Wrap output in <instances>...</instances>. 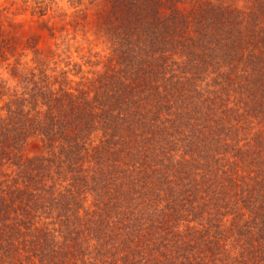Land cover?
I'll return each mask as SVG.
<instances>
[{
	"label": "trees",
	"instance_id": "16d2710c",
	"mask_svg": "<svg viewBox=\"0 0 264 264\" xmlns=\"http://www.w3.org/2000/svg\"><path fill=\"white\" fill-rule=\"evenodd\" d=\"M0 99V264H264V0H0Z\"/></svg>",
	"mask_w": 264,
	"mask_h": 264
},
{
	"label": "clouds",
	"instance_id": "9594fccd",
	"mask_svg": "<svg viewBox=\"0 0 264 264\" xmlns=\"http://www.w3.org/2000/svg\"><path fill=\"white\" fill-rule=\"evenodd\" d=\"M244 3H245V0H236V6L238 8H243L244 6ZM204 84V83H203ZM6 101H4L3 99H0V107H2V105L5 103ZM7 116V111L4 110V111H0V119H3V118H6ZM195 223V222H193ZM222 226V225H221ZM199 227V226H197ZM176 230V229H175ZM181 231H184V229L181 227L180 228ZM229 241H232V239L230 238ZM223 243V242H222ZM226 248H233L232 247V244L231 243H228L225 245ZM238 247V246H237ZM239 254V253H238Z\"/></svg>",
	"mask_w": 264,
	"mask_h": 264
},
{
	"label": "rangeland",
	"instance_id": "374dc122",
	"mask_svg": "<svg viewBox=\"0 0 264 264\" xmlns=\"http://www.w3.org/2000/svg\"><path fill=\"white\" fill-rule=\"evenodd\" d=\"M63 3H64V1H63ZM73 54H74V55H76L77 53H76V52H74Z\"/></svg>",
	"mask_w": 264,
	"mask_h": 264
}]
</instances>
